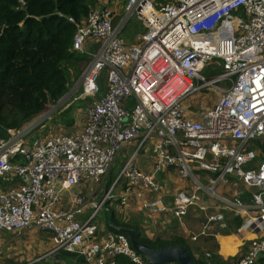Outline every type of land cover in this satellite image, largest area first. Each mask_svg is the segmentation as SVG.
<instances>
[{"label":"built area","instance_id":"2783aa9c","mask_svg":"<svg viewBox=\"0 0 264 264\" xmlns=\"http://www.w3.org/2000/svg\"><path fill=\"white\" fill-rule=\"evenodd\" d=\"M95 6L80 22L68 18L76 28L71 50L86 55L88 64L80 94L66 101L90 99L88 122L71 135H38L31 144L25 138L42 120L0 138V232L49 231L53 252L83 264H150L122 234L97 241L95 219L107 203L128 206L133 199L140 210L179 221L201 214L206 219L192 241L223 223L226 212L246 218L241 229L248 233L264 229V159L250 148L264 142V0H171L158 8L128 0L126 11L145 29L131 44L120 36L127 17L112 26L114 11ZM93 43L99 48L91 53ZM213 62L221 73L207 79L202 72ZM202 91L215 93L208 96L211 106L192 110L188 102ZM127 99L130 110L122 105ZM152 139L151 172L135 166V152L102 191L116 154ZM170 170L181 181L178 189L160 182ZM232 177L245 188L234 200L217 192ZM80 183L94 184L102 197L85 199ZM246 190L249 203L240 199ZM80 213L84 221L75 219ZM262 257L259 237L234 264H258Z\"/></svg>","mask_w":264,"mask_h":264},{"label":"trees","instance_id":"16d2710c","mask_svg":"<svg viewBox=\"0 0 264 264\" xmlns=\"http://www.w3.org/2000/svg\"><path fill=\"white\" fill-rule=\"evenodd\" d=\"M96 4L97 0H0V138H6L9 130H21L60 100L69 89L68 70L75 69L78 76L87 66V56L71 50L76 28L68 18L80 22ZM136 34H126L130 40H124L131 44ZM103 76L98 80L101 93L106 91ZM65 121L69 126L70 120ZM230 218L235 227L240 225L238 217ZM134 231L139 242L154 249L182 245L179 241L142 240L140 229ZM258 264H264L263 257Z\"/></svg>","mask_w":264,"mask_h":264},{"label":"crops","instance_id":"0c3cea01","mask_svg":"<svg viewBox=\"0 0 264 264\" xmlns=\"http://www.w3.org/2000/svg\"><path fill=\"white\" fill-rule=\"evenodd\" d=\"M163 1L164 0H160V3ZM160 5L161 4L158 6ZM66 99L67 97L62 100V103H64ZM210 106L211 104H208V107ZM154 143L155 141L152 139L140 150H138L137 140L125 145L120 151L125 152V154L129 151H131V153L127 158H125L124 162L136 152L134 159L135 166L145 173L151 172L152 162L150 159V152ZM198 176L201 178V180L205 179V176L201 173H198ZM159 179L161 184H164L169 189H178L181 186V181L178 179L173 170H170L168 173L161 174ZM232 180L239 181L236 177L228 178V185L223 189L225 193L230 192L229 181ZM90 184L92 183L84 185V189L91 192L98 191V189L96 190L94 184L93 186ZM82 187L83 186L80 183L76 189L81 190ZM243 189L245 192L244 187ZM101 190L103 191V189ZM105 190L107 189H104V191ZM83 194L85 197L86 194L84 192ZM248 195L249 193L246 190V194L242 195L240 198L242 201L249 203ZM116 203H110V206H113L116 210L119 209V211H122L121 209L124 207V213L127 215L129 208L126 206L120 208L121 206ZM62 206L65 209L69 208L66 201L62 202ZM109 210L110 216L105 226H99V223L95 220L97 227V241L102 242L106 238L122 234L127 238L130 247H132L129 236L124 231H134V228L137 227L140 229L142 240L147 239L154 241L158 239L159 241L166 243L179 241L182 245L168 246L185 247L190 253L191 258H193V260L196 262H200V260L204 259L206 261L205 254L209 253L210 260L213 264H234L241 255L247 252L250 243L254 239L264 237V229L252 233H248L245 229H241L243 223L246 221V218L238 217L237 219L240 220V225L235 227L233 223L234 218H230V216H232L230 213L225 216L223 223H216L212 225L207 236H200L196 239V241H192L191 236L196 235L200 231L201 225L206 219L204 216H202V218H192L198 217L197 213L195 212L190 213L194 214L195 216L189 214L186 218H183L181 221H179L170 215H151L143 210H140L141 212H137V214L131 218H129V216H127V218H122L121 214L114 212L112 208ZM75 219L78 221H84L86 218H84V213H80L76 215ZM62 253L63 252H53L51 236H49V238H45V236L42 235V232L38 233L36 230L13 231L9 232L8 234H4V236H0V263L83 264L81 260L72 258L68 255H63ZM117 260L121 263H126L127 258L119 256L117 257Z\"/></svg>","mask_w":264,"mask_h":264},{"label":"rangeland","instance_id":"374dc122","mask_svg":"<svg viewBox=\"0 0 264 264\" xmlns=\"http://www.w3.org/2000/svg\"><path fill=\"white\" fill-rule=\"evenodd\" d=\"M152 1L153 5L158 8L160 6L166 5L168 4L171 0H164L163 2L160 3V0H150ZM128 3V0H97V4L95 6V8L97 7H105L108 8L112 11H114L115 16L113 17V21H112V26L116 25L115 23L121 22L124 18L127 17V19L125 20V23L123 25V33L122 36L120 33L121 38L124 39V37L128 40H130V37H127L126 34H136V32H139V30H137L136 28H139L140 30H143L144 27H142V23L138 20L137 16L133 13V11H126V5ZM159 4H161L160 6H158ZM117 23V24H118ZM121 30V31H122ZM137 34H143V32H139ZM136 34V35H137ZM135 35V36H136ZM134 36V37H135ZM133 37V39H134ZM99 48V44L98 43H93L92 47L89 49V51L91 53H94L97 51V49ZM85 69V67H83L80 72V75L77 76V71L74 69V71L72 70H68V76H69V89L68 92L65 94V96H63V98H61L60 100H58L55 103H52L51 105H49L46 110L44 111L43 114H41L39 117H37L36 119H34L32 122H37L39 120L41 121V124L38 125L35 129L34 132H32L28 137L25 138L26 143L31 144V142L34 140L35 137H37L38 135L44 137V136H48L51 134H58L60 135H71L72 133H74V131L78 130L79 127L81 125H84L88 122V116L86 113V110L88 108H90L91 106V100L88 99L87 101H83V100H79L77 102L68 104V101H65L64 103H62V100L66 97L71 96L74 93V97L78 96L80 94L79 90V83H80V78L81 75L83 73V70ZM221 73V68L218 62H213L208 68H206L202 74L207 78L210 79L214 76H217L218 74ZM101 84L103 86H105V90H106V81H105V76H103L102 82ZM211 94H215V93H206L204 91H202V93L199 95L198 98H194L191 99L189 102V108H191L192 110L198 111L199 109H201L204 105L206 104V106H208V96ZM122 105L126 106V108H129V110L133 107V103L131 102V100H124L122 102ZM69 106H71V110L67 111L66 116L62 117L63 111L66 110V108H68ZM62 110V111H61ZM66 119L70 120V125H66ZM31 123V122H30ZM29 124V123H28ZM27 124V125H28ZM27 125H25L24 127H26ZM23 127V128H24ZM22 128V129H23ZM149 143V141L147 142V144ZM250 148L252 149H256L260 152V160L264 159V142L261 141H254L250 143ZM131 151L127 152L125 154V152L119 151L116 156L114 157L113 163L108 171V173L106 174V176H104L101 184H100V188L101 189H105V187H107L108 185H110V183L112 182V179L115 180V178L118 176L119 171L123 165V162L125 160V158H127L130 155ZM101 178V179H102ZM7 179H10L9 176H7ZM229 185H230V192L229 193H225L223 191V189L228 185L226 184H221L219 189L217 190V192L220 193V189L222 190V194L230 199V200H234L233 195L234 194H239L241 192H244V189L242 187V185H240L239 181L237 180H232L229 181ZM9 184V183H7ZM6 185L3 181L1 183V186ZM82 187V191L86 194L85 195V199H88L90 197H94V198H101L102 197V193H98V191L96 192H91L89 190L84 189V185H87L86 183H81ZM91 186H93V184H90ZM96 185V184H95ZM119 191V186L116 188V192ZM93 193V195H92ZM84 196V194H83ZM96 196V197H95ZM241 199V198H240ZM110 203H116V202H109L107 203V205L102 209V211L98 214V216H96L97 218L95 219L96 222L99 223V226H105L109 220V216H110V210L112 208V210L118 214H121L122 218H127V216H129V218L133 217L135 214H137V212H141L139 209V206L137 205L136 201L133 199L129 200L128 206H126L127 208H129L127 215H125L124 213V207L119 205L118 202L116 204H118L119 206H121L120 208H122V211L116 210L113 206H110ZM126 208V209H127ZM229 213H225V216H227ZM192 216H195L194 214H190ZM198 217H192V218H202L203 215L198 214ZM106 229V228H105ZM37 232V230H36ZM42 232V235L45 236V238H49V236L52 237L51 232L49 231H38V233ZM9 232H0V236H4V234H8ZM232 241V240H230ZM0 264H6V263H0ZM29 264V263H27ZM38 264V263H36ZM42 264V263H40Z\"/></svg>","mask_w":264,"mask_h":264},{"label":"water","instance_id":"95a60500","mask_svg":"<svg viewBox=\"0 0 264 264\" xmlns=\"http://www.w3.org/2000/svg\"><path fill=\"white\" fill-rule=\"evenodd\" d=\"M124 232L129 236L132 249L143 256L150 264H165L172 262L177 264H193L191 255L185 247L166 246L154 249L147 244L138 242L134 231L126 230Z\"/></svg>","mask_w":264,"mask_h":264},{"label":"clouds","instance_id":"9594fccd","mask_svg":"<svg viewBox=\"0 0 264 264\" xmlns=\"http://www.w3.org/2000/svg\"><path fill=\"white\" fill-rule=\"evenodd\" d=\"M143 27V26H142ZM65 96V95H64ZM63 98V97H62Z\"/></svg>","mask_w":264,"mask_h":264}]
</instances>
